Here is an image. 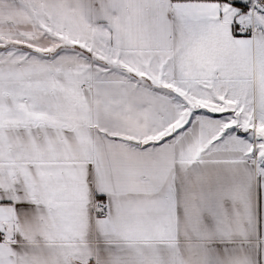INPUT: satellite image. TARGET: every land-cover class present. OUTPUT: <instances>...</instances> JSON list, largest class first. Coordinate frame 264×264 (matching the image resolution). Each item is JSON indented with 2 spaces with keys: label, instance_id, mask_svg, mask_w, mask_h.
I'll list each match as a JSON object with an SVG mask.
<instances>
[{
  "label": "snow or ice",
  "instance_id": "6c2138e0",
  "mask_svg": "<svg viewBox=\"0 0 264 264\" xmlns=\"http://www.w3.org/2000/svg\"><path fill=\"white\" fill-rule=\"evenodd\" d=\"M0 264H264V0H0Z\"/></svg>",
  "mask_w": 264,
  "mask_h": 264
}]
</instances>
